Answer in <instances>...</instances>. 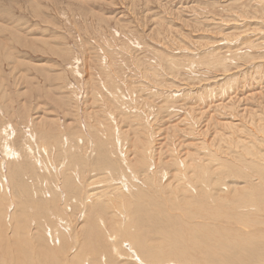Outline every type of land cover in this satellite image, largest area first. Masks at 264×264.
<instances>
[{"label":"rangeland","instance_id":"1","mask_svg":"<svg viewBox=\"0 0 264 264\" xmlns=\"http://www.w3.org/2000/svg\"><path fill=\"white\" fill-rule=\"evenodd\" d=\"M255 162L264 0H0V245H12L0 255H87L99 222L109 230L112 211L140 203L131 172L152 193L189 185L234 199L264 186ZM142 223L137 233L167 229Z\"/></svg>","mask_w":264,"mask_h":264},{"label":"bare ground","instance_id":"2","mask_svg":"<svg viewBox=\"0 0 264 264\" xmlns=\"http://www.w3.org/2000/svg\"><path fill=\"white\" fill-rule=\"evenodd\" d=\"M118 153L124 158V164H127L121 148L118 149ZM114 160L115 159L111 160L107 158L105 163L111 167L117 166ZM37 162L39 164L42 163L41 161ZM257 166L258 163L255 162L254 167L257 170V174L252 176V178L257 177L256 179L260 181V178H264V167L262 166L263 169H260L257 168ZM151 168L152 170H156V165L153 164ZM236 172L237 171H235V173ZM130 175V178L135 181L134 183H136L137 189L132 185L130 186L132 182L130 184L128 183L129 181L126 179L128 175H123L121 178V193L129 195L131 193L130 189L134 191L141 187L137 194L140 203L137 202L134 212H129L128 209H126L125 212L122 210L112 211L117 220H112V224H109V230L107 229L108 227L106 228L102 225L106 219H103L104 221L99 223L96 221L99 227L104 228V230L98 233L102 236L100 237L97 235L98 242L97 240L92 242L91 248L90 245H87V247L90 248V252L84 250V253L87 255H61L62 252L59 250L61 253L52 251V255H26L23 258H19L14 255V251L12 250L13 256H11V253V255H5V253H3L4 251L2 252L4 255H0V264H264V215L261 214L264 213V186L251 187L248 185L250 189L245 187L241 190H234L235 192H232L234 199L233 197L220 196L218 195V191V193H209L206 190L205 192H203V190L198 191L192 186L188 193L189 185L188 189L183 186L181 188L171 189L170 194H166L165 191L168 189L166 186L165 191L157 187V192L152 193L151 188L156 187V184L153 186H149V184L148 186H144L145 180L143 184V182H139L140 180L136 178L135 174L133 175L131 172ZM238 175H240V173ZM151 176L148 177L150 178ZM68 180L70 179L64 177L65 182ZM70 181L74 183L73 180ZM172 182L171 180L168 182L170 186H173ZM180 182L181 181H179V184ZM208 182L210 183V181ZM219 191L221 192L222 189ZM197 192H200L199 197L202 198L201 202L199 197L193 198ZM87 195L88 193L85 192V197H82L84 202L81 201V205H85V207H87L86 203L89 200ZM134 196H136V194ZM67 198L70 197L68 196ZM204 199L205 203L203 202ZM193 200L198 201V204L202 207H196ZM115 201H117V203L125 202L118 199ZM64 202L68 206H71V203H73L71 199H67ZM68 202L71 203L69 204ZM76 202L77 201H74L75 205ZM37 203L38 205L40 204L39 202ZM106 205H108V202L104 204L100 202V208L107 207ZM92 206L94 207L95 203L91 204V206L89 205L88 208L90 209ZM155 206L157 207L154 208ZM94 218L96 219V217ZM94 218H89V225L96 223ZM100 219H102V217H100ZM135 221L136 223H134ZM159 221L164 222L165 227L167 226L166 230L158 228L159 231L156 232L155 229L158 227L157 225L161 224ZM138 222L150 224L149 228H152V226L155 227V232L152 234L137 233L135 228L137 226L135 225H137ZM2 224L3 223H0V228ZM83 224L79 225L83 226ZM142 225L144 224L142 223ZM85 226V229H87V224ZM5 227L6 226L3 225V229L0 231L2 235L6 233ZM75 229L73 232L76 231ZM145 232L147 233V231ZM76 233H74V235ZM10 239L11 237H9V240ZM120 239H122V242L125 239L130 242V245L127 243V248L125 247L126 251L124 252L126 254L120 253L121 249L119 246L121 244H116V246H114L115 243L113 242H121ZM6 242L11 243V241H8V238L7 241H2L0 245L1 251L12 246L9 245L10 243L8 244ZM3 244L6 246L4 247ZM123 245L125 246L126 244ZM71 247H73L71 251L75 252L76 245L74 244ZM25 249H28V247ZM84 253L82 252L80 254Z\"/></svg>","mask_w":264,"mask_h":264}]
</instances>
